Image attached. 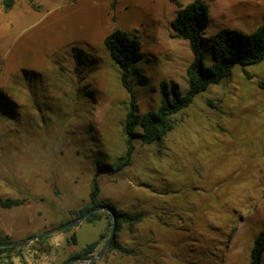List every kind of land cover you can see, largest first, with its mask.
Segmentation results:
<instances>
[{"label":"rangeland","instance_id":"1","mask_svg":"<svg viewBox=\"0 0 264 264\" xmlns=\"http://www.w3.org/2000/svg\"><path fill=\"white\" fill-rule=\"evenodd\" d=\"M192 1L15 0L5 10L0 0V197L25 198L0 206V242L78 217L71 210L88 201L96 168L125 156L130 94L104 44L109 32L120 28L141 42L129 74L138 118L159 108L163 81L186 93L194 54L172 21L178 2ZM203 1L209 21L199 44L210 65L209 35L223 27L253 31L264 0ZM259 80L264 59L236 65L176 114L163 138L135 139L130 165L100 173L99 197L144 217L118 231L132 254L107 249L92 264H249L264 223ZM111 226L84 220L0 251V264H65Z\"/></svg>","mask_w":264,"mask_h":264},{"label":"trees","instance_id":"2","mask_svg":"<svg viewBox=\"0 0 264 264\" xmlns=\"http://www.w3.org/2000/svg\"><path fill=\"white\" fill-rule=\"evenodd\" d=\"M2 3L4 9L9 10L14 5L15 0H2ZM178 4L181 7L172 21V26L177 35L189 41L194 54V58L187 69L189 88L185 94H181L175 88L168 89L166 82L163 81L161 84L162 99L159 108L145 112L141 118L136 115V98L129 80L131 63L140 52L141 42L138 38L130 36L120 28L109 32L104 38V44L111 58L120 68L121 83L130 94L129 109L125 122L127 147L125 156L115 165L105 164L96 168L89 200L78 208L71 210V213L79 217L95 207L109 206L113 208L117 215V229L107 249L119 250L125 254H132L134 250L124 246L118 240L120 226L123 222L132 224L140 221L144 217V213L124 212L101 199L99 197L100 184L98 182L100 173L103 170L110 174L119 173L130 165L135 150V139H139L142 143H151L163 138L176 126L175 115L191 105L195 96L206 90L209 85L218 84L222 79L229 77L236 65L255 64L264 59V14L261 23L251 32L246 33L235 28L223 27L214 34L209 35L208 41L212 48L213 62L206 65L199 39L203 29L208 26L209 7L203 0H194L186 5L179 2ZM245 73L247 77H252L248 72L245 71ZM258 85L264 89V80H259ZM137 127H140L139 131L136 130ZM24 202L25 198L0 197V206L5 208L18 206ZM111 215L110 212L101 210L90 213L85 220L92 222L105 217L107 220L110 219L111 225ZM107 237V231H103L99 239L87 243L81 251L76 252L73 256H93L101 247L102 241L106 240ZM73 239L76 240V237L73 236ZM14 248L15 246L0 247V251H8ZM263 255L264 223L254 237L249 264H262Z\"/></svg>","mask_w":264,"mask_h":264},{"label":"water","instance_id":"3","mask_svg":"<svg viewBox=\"0 0 264 264\" xmlns=\"http://www.w3.org/2000/svg\"><path fill=\"white\" fill-rule=\"evenodd\" d=\"M101 210H106L108 212H110L113 216V222H112V226L110 229V233L107 237V239L105 240V242L102 244V246L99 248V250L94 254V256L90 259H84L82 257H72L70 259L67 260V262L65 264H74V263H86V264H92L93 262H95L97 259H99L102 254L105 252V250L107 249V247L109 246L110 242L112 241V239L114 238L115 234H116V229H117V215L116 212L113 208L109 207V206H99V207H95L92 208L91 210L85 212L84 214H82L81 216L68 220L64 223H61L57 226L51 227L39 234L36 235H32L28 238L22 239V240H10V241H6V242H0V247H10V246H22L25 245L27 243H29L32 240L41 238V237H45L47 235H50L54 232L57 231H62L68 228H75L78 227L80 225V223L82 221H84L86 219V217L92 213V212H96V211H101Z\"/></svg>","mask_w":264,"mask_h":264},{"label":"crops","instance_id":"4","mask_svg":"<svg viewBox=\"0 0 264 264\" xmlns=\"http://www.w3.org/2000/svg\"><path fill=\"white\" fill-rule=\"evenodd\" d=\"M88 200H89V198H88ZM97 221V220H96ZM98 221H107V218H105V217H102L101 219H99ZM83 222V221H82ZM81 222V223H82ZM80 223V224H81ZM103 231H100L99 232V234H98V236L95 238V239H93L92 241H94V240H97V239H99L100 238V234L102 233ZM91 242V241H90ZM89 243V242H88Z\"/></svg>","mask_w":264,"mask_h":264}]
</instances>
